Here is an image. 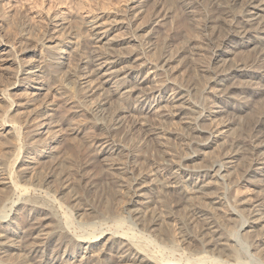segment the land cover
Instances as JSON below:
<instances>
[{
    "label": "bare ground",
    "instance_id": "6f19581e",
    "mask_svg": "<svg viewBox=\"0 0 264 264\" xmlns=\"http://www.w3.org/2000/svg\"><path fill=\"white\" fill-rule=\"evenodd\" d=\"M147 1H131L127 14L128 23L103 20L104 15L88 18L85 21V27L90 32L93 38L91 39L100 45L80 55L79 62L81 64L78 70L68 72L66 75V80H71V84H74L76 88L79 87L78 91H80L82 101L89 104L87 112L89 111L93 118L102 117L101 119H103V122L100 120L102 123L93 124L96 127V133L89 140V144L98 150V154H111L114 151L113 148L120 147L121 142L134 138L138 139V144H141L134 149L129 147L125 149L123 146L124 148L121 150L125 160L119 159L118 161L123 162L121 168L118 169L117 166V171L109 174L112 180L118 179L117 183L124 180L125 187L127 185L130 196L128 203L134 207V210L130 209L127 212L132 220V226H128L126 229L121 226L123 223L120 224L121 221L118 220L114 223L116 225L111 226V229L99 230L98 234H92L95 232L92 231L89 235H76L69 233L62 221H56L52 230L43 231L42 228L46 220L59 218L60 207L53 206L58 204V200H50V205L48 203L44 205L23 197L24 200L11 204V213L5 218V221L0 220V264H244L240 260L244 257L243 254L239 255L231 245L234 239L230 237L231 235L222 232V225L220 226L218 223L221 212L216 205L220 204V198L217 194L213 195L214 192H208L214 183L213 180L216 179L215 183L217 184L229 178L230 173L225 175L223 172H227L225 168L227 169L228 164L231 165L233 161L237 163L238 160H242V162L240 161L241 166L240 162L237 164L242 167L239 173L244 183H250L253 175L257 174L259 170L261 171L258 173L261 176L260 179L258 178L260 192L254 196L258 197L257 199L249 196L250 198L238 201V206H241L242 209L228 210L224 219L235 220L240 225L236 231L237 238L248 240L251 250L257 251L260 247L262 248L261 245L264 242V134L259 127L264 123V114L252 122L251 128L248 126V131H250L247 137L240 142L233 143L237 145H231L220 157L221 159L219 158L208 166L205 164V166L203 157L208 155L205 150L211 144H217L226 139V134L230 129L231 121H228L227 116L225 115V118L222 115V119L219 116L220 119L217 122L216 115L227 113L232 116L239 113L247 107L249 100L251 101L250 97L260 95L264 90V83L261 85L257 82L258 79L264 81V0H201V4L205 7V14L201 24L200 46L196 45V41L187 40L173 52L168 42L153 60L147 59V49L143 48L145 45H149L151 33H145L146 31L140 25L134 26L137 15L145 12L139 9ZM155 1L159 2V0ZM179 1V6L183 8L181 10L191 12V6L189 7L188 2L185 3L187 0ZM158 2H153L149 8L150 30L170 17L168 9ZM118 24L134 27L133 33L136 35L123 40L136 42L138 48L141 47L140 49L134 48L131 51L129 49L126 53L118 50L117 46L122 44V38L116 40L115 36L108 37ZM67 25V18L60 14L53 16L51 33L47 41L49 45L45 48L52 50L51 45L57 41L55 35L66 30ZM248 47H251L254 53L252 57L242 60H222L223 56L233 55L236 53L235 51H243ZM53 48L55 49L54 46ZM168 49H171L172 52H169ZM9 50H12V46L0 40V61L6 60L7 57H2ZM194 51L211 54L210 62L206 66L203 64L201 73L208 76V78L206 77L208 93L214 99L212 103H205L202 106H196L188 101L190 85L188 87L187 84H179L171 79L174 63L179 61L184 53ZM27 52L30 50L25 51V53ZM55 52L52 51V53ZM60 52L58 53L60 54ZM58 53L54 54L50 63H43L44 61L25 62L26 64L20 67L14 75L12 88L0 91V101L7 104L6 112H0V136L12 138L18 135L19 137L20 127L12 119L19 111L18 109L14 111L13 107L30 105L23 100L15 103L12 95L24 94L20 91H25L31 83L42 82L45 75L59 81L63 58ZM143 71H147L144 73L145 76H143ZM237 74H239V78L236 77ZM120 75L123 76L120 77ZM108 84L111 86L108 87ZM9 90H13L14 93L11 94ZM34 90L37 91L35 96L46 91L42 87ZM221 100L228 101L221 104L219 103ZM153 109L159 112L158 115L157 112H154L157 120L148 122L149 116L145 117L146 110L153 112ZM258 110L261 108L258 107ZM78 112L80 113L81 110ZM11 113L14 114L10 116ZM30 115L28 123L33 124L34 128L29 136L28 147L35 149L37 144H42L39 146L43 148L46 155L58 146L57 144L60 142L57 141L58 133L61 131H74L73 134H80V128L78 129L77 125L72 126L73 124H68V122L52 125L48 116L44 115L40 109L32 110ZM214 117H216V122L210 121ZM167 120H178L183 125L182 128L186 132V144H188L186 147L194 153L179 157V155H169L170 153L168 154L164 150L165 148H163L164 151L162 150L161 144L172 142L174 144L177 142L175 140L179 139L178 135L169 132L163 134L160 131L162 133L161 140H163L160 142L158 138L156 139L158 133L155 132L154 125H147V123L156 124ZM209 121L208 125L206 122ZM229 132L231 133V129ZM174 135H176L175 140L173 139ZM70 140L69 142H71ZM95 144L97 145L95 146ZM148 144H152L151 149L154 148L157 152L156 158L153 157L154 153L151 156L144 154L149 150ZM201 158L204 166L193 168L196 160ZM28 159H30L29 155L21 160L20 169L16 172L18 178L28 176V165L30 164ZM118 165L120 167V164ZM190 168L191 171H189ZM19 172L21 175H18ZM186 172L190 175L187 182L183 181L181 177ZM107 174H105L106 177ZM0 175V201L6 197L7 192L11 191H18L21 196L44 194L45 197L48 195L42 186L45 182L36 184L35 189H30L20 185L18 180L11 175ZM147 183L156 184L160 191L166 195L170 194L175 207L189 205V208H186L182 214L183 221L179 229L182 234V245L186 246L183 254H188L193 262L184 263L173 256L163 255L162 257L159 255L160 253H156L158 251L154 250L156 251L154 252L145 245L147 240L151 239L152 233L150 231L149 236L146 225L152 224L151 220H159L155 218V210L151 208L153 201H146L151 197L147 195L148 193L145 194L142 189ZM66 184L65 182L63 188L68 186ZM173 185L175 186L172 187ZM170 188H173V191L170 192ZM17 206L18 209L15 210ZM21 209L24 211L21 222L28 227L26 234L29 239L26 237L27 241H21L23 227L15 218H11L17 215ZM241 210H246L247 213L246 219L243 221L238 220V218H242ZM254 231H257L258 234L256 235L255 232V235L252 236ZM156 235V239L163 243L171 242L169 240L171 235L162 226ZM149 243L151 242L147 244ZM172 243L175 246V242ZM174 250L172 247L171 254ZM261 251L263 249L259 250V252ZM262 256L261 264H264V253Z\"/></svg>",
    "mask_w": 264,
    "mask_h": 264
},
{
    "label": "rangeland",
    "instance_id": "374dc122",
    "mask_svg": "<svg viewBox=\"0 0 264 264\" xmlns=\"http://www.w3.org/2000/svg\"><path fill=\"white\" fill-rule=\"evenodd\" d=\"M131 1L133 0L0 1V40L4 43L7 42L10 46H12V50H9V52L2 57H7L6 60L0 61V91L12 88L11 84L14 82V75L19 71L20 67H23V65L26 64L25 62L31 63L35 61H44L43 63H50L54 54L56 55V52L58 53L59 51H61L62 54L61 52L58 54L63 58L59 81L50 78L49 75H45L42 82L31 83V87H27L25 91H20L26 95H12L15 103L22 102L23 100L27 101L30 105L26 106L25 104L24 106H19L21 109L18 107H13L14 109L12 108L14 111L17 109L19 111L18 114L14 115L12 118L20 127L19 137L18 135L17 137L13 136L12 139L0 136V174L11 175L14 179L18 180L20 185L27 186L30 189H35L36 184L45 182L42 186H44L43 189H45L48 195H45V197L44 194L40 196H21V193L18 191L7 192V194H5L6 197L0 201L1 221H5V218L11 213L10 209L12 203L22 201L23 197H26L25 199L37 201L38 203L44 205H47V203L50 205V200H58V204L53 206L55 208L60 207V211L58 212L59 218L56 217L49 219V221L46 220L44 222V227L42 228V230L44 229L43 231L52 230L56 221H62L68 228L69 233L76 235H89L92 231H95L94 233L92 232V234H98L97 231L99 230L111 229V226L116 225L114 223L118 220L121 221L120 224L123 223L121 226L126 229L128 226H132V220L127 215V212L130 209L134 210V207L128 203L130 196L127 185L125 187V184L123 183L124 180L119 183H117L119 181L118 179L112 180L109 174L111 172H116L117 168H121V164H123V162L121 163L118 160H125L123 158L124 155L122 154L124 147L125 149L128 147L134 149L141 144H138V139L134 138L132 140L121 142L120 147H122L113 148L114 151L111 152V154H98V150L91 147L89 140L92 138L91 136L96 133V127L93 126V124L95 125L97 122L98 124L99 122L102 123L103 119H101L102 117L93 118L89 111L87 112L89 109L87 106L89 104H85L82 101L83 99L80 96V91H78L79 87L76 88L74 84H71V80H66L68 72L78 70V67L81 64L79 62V56L100 45L92 40L93 38L90 32L85 27V21L88 18H94L97 15H104L103 20L128 23L127 14ZM153 2L158 1L148 0L142 5L139 10L145 12L137 15L138 17L135 21L136 24H134V26L140 25V27L146 31L145 33H151L149 45H145L143 47L147 49V59L153 60L154 57H156V54L160 52V50L163 49V46L168 42L173 52L176 51L178 47L185 44L187 40L196 41V45L198 47L200 46L201 24L205 14V7L201 4V0H187L185 2H188L187 4H189V7L191 6V12L181 10L183 8L179 6V0H159L160 3H158L168 9L170 17L162 21L161 24L152 27L150 30L149 25L151 20L149 19V8L151 7L150 5H153ZM58 14L67 18V29L55 35V37H57V41L51 45L52 50H48L45 47L49 45L47 41L51 33L50 29L52 19L54 15ZM133 30L134 27H127L126 24H118L108 37L112 38V36H115V38H117L116 40H120L121 38L122 40H125L127 37L136 35V33H133ZM124 40L121 45L117 46L120 52L126 53L129 49V51H131L134 48L136 50L141 48H138L136 42H127ZM171 49H168V51L172 52ZM28 50H30V52L25 53V51ZM52 51L56 52L52 53ZM235 52L236 53L233 55L229 54L223 56L222 60H242L250 58L254 54L251 47H248L247 49L245 48L243 51L237 50ZM184 54L181 56L179 61L175 62L176 65L174 63V72L171 79L177 81L179 84H187L188 87L190 85L191 89L189 90L187 97L190 103L196 106H202L209 102L212 103L214 98L208 93L209 90L207 89L208 76L201 73V68L210 62L211 54L203 51H194L192 53L186 52V54ZM146 72L147 71H143V76L146 75L144 74ZM122 76L123 75H120V77ZM236 77L239 78V74H237ZM257 82L261 83V85L264 83V81L262 82L259 79ZM109 86H111V84H108V87ZM38 87H42L46 89V91L44 90L41 95L35 96L37 91L34 89H37ZM9 92L11 94L14 93L13 90H9ZM263 92L264 90L261 91L260 95L250 97L251 101L249 100V106L247 105V107L243 108L239 113L234 114L235 116H231L226 113L216 115L217 118L214 117L210 120L212 122L213 120L214 122L217 120L218 122V119H222L223 117L226 118L227 116L228 121H231L229 126L231 133L229 132L230 129L228 131V133L231 134V137L230 134L228 135L227 133L226 135L228 138L226 136L225 140L219 141L217 144H211L212 147L210 145V147L205 150V153L208 154L207 156L205 154V158L203 157L205 163L202 162V158L198 159L196 160V163L194 162L195 165L193 168H199L203 164L208 166L210 163H215L231 145H237L233 143L240 142L243 138L245 139L247 137L248 132L250 131H248V129L251 128L252 122H254L258 116H262L264 114ZM224 101L227 102L228 100H221L219 103L222 104L223 102L224 104ZM6 106V103L0 101V112H4L6 110ZM43 106L44 108L42 109ZM257 106L259 109L261 108V110H258ZM34 109H40L44 115L46 114L48 116V120L52 122V125L54 126L56 124H60L61 122H63V124L68 122V124H73L72 126L77 125L78 129L80 128V134H73L74 131H61L58 133L59 138L57 141H60L59 144H57L58 146L56 145L57 147H55V149H53L48 155H46L43 152V148L39 146L42 144H37L35 149L29 148L28 140L34 125L28 123V120L31 116L30 114L32 113V110L34 111ZM80 110L81 112L79 113L78 111ZM154 112H157V115L159 113L158 111H155V109H153V112L152 110L150 112H147V110L146 113L144 112L146 115L145 117L149 116L147 119L148 122L153 121L154 119L157 120V116H155L156 114ZM13 114L11 113L9 115L12 116ZM228 116L231 117L228 118ZM210 121L206 123L209 125ZM156 124L147 123V125H154L153 127L155 132L157 131L158 133L156 134L158 136H156V139L158 138L160 142H163V140H161L162 133L165 134L169 132L170 134H176L179 138L178 140H175L176 135H174L173 139L177 142H174V144L173 142L167 143L168 145L161 144L162 150L165 148L164 150L167 151L168 154L170 153L169 155H179V157L194 153L191 149L187 148L188 144H186L185 140L186 132L185 129L182 128L183 125L178 120H167L166 122L160 121ZM248 126L250 127L248 128ZM259 128L264 134V123ZM69 140L71 142H69ZM96 145L97 144H95V146ZM148 145L150 146L147 151L148 153L145 152L144 154L151 156L154 153L153 157L156 158L157 152L154 148L151 149L152 144ZM28 155L30 156V159H28L30 163L28 165L29 174H27L28 176L26 177L22 176L21 178H18L16 176V172L20 169L22 163L21 160ZM240 161L242 162V160H238L237 163ZM234 162L235 161H233L231 165H227V169L225 168L227 171L226 173L223 172L225 175H228L229 172V178H227L226 181L217 184L215 183L217 182L216 179L213 180L216 185L212 183L208 192H214L213 195L217 194L220 198V204L216 205V207L220 209L219 212L222 213H219L221 218L218 223L220 226L222 225V232L231 235L230 237L234 239V242H231V245L234 246L238 254L241 256L243 254L244 257L240 259L242 261L240 262L244 264H261L263 257L262 254L264 253V242L263 245H261L262 248H259V250L263 249V251L259 252V250H251V248H249L250 244L248 243V240L246 241L243 238H237L238 236L236 231L240 225H238L235 220H230L228 218L224 219L225 213L228 212V210L233 208L242 209L241 206H238V201L247 197L257 199L258 197L254 196L258 195V192H260L259 179L261 176L258 173L261 171L259 170L257 174H254L253 179H250L251 182L247 184L242 182L239 173L242 168L240 167L242 165L241 162L239 163V165L241 164L240 166H238L235 162L237 164L236 165ZM118 164H120V167ZM111 165L115 166L112 167ZM191 168L189 171H191ZM106 173H108L107 177L105 175ZM18 175H21V173L19 172ZM181 177L183 181L187 182L189 181L188 179L190 175L186 172L181 175ZM65 182L68 186L63 188ZM174 186L175 185L172 187ZM142 189L145 194L148 193L147 195L151 197L150 199H146V201H153L151 208L155 210V218L159 219L158 221L151 220L152 224L149 223L146 225V228L149 230V233L147 232L149 236L150 233H152L151 239L147 240L151 243L147 244V242L145 245H147L150 250L158 251L154 252L160 253L159 255L162 257L163 255L173 256L175 259H179L184 263L193 262V259L188 254H183L186 246L182 245V234L179 229L183 221L182 214L186 208H189V205L175 207L172 202V196H169L170 194L166 195V193L160 191L156 184L147 183L142 187ZM172 189L173 188H170L169 191H173ZM17 209L18 206L15 207V210ZM23 212V209H21L17 212V215L12 216L11 218H15L16 221L19 222L20 226L23 227L21 230L25 231L21 233V241H27L29 239L26 234L28 232V227L21 222ZM241 212L243 214L242 218H238L239 221L246 219V210H241ZM75 213L76 215H74ZM160 226H162L165 231L169 232L171 235L169 236V240L171 242L163 243L156 239L155 235L157 234ZM257 231H254L251 235L254 236L255 232L257 235ZM238 235L240 237V234ZM26 237H28V239ZM172 242H175V246H173ZM151 247L153 248L151 249ZM172 247L175 249L173 254H171Z\"/></svg>",
    "mask_w": 264,
    "mask_h": 264
}]
</instances>
